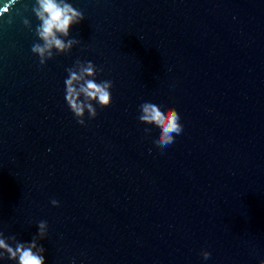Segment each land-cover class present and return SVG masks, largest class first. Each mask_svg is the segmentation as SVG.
<instances>
[{"label": "water", "instance_id": "obj_1", "mask_svg": "<svg viewBox=\"0 0 264 264\" xmlns=\"http://www.w3.org/2000/svg\"><path fill=\"white\" fill-rule=\"evenodd\" d=\"M57 2L82 12L57 34L79 43L42 66L38 0H0V238L46 221L45 264H260L264 0ZM86 61L113 87L82 126L64 81ZM144 102L180 115L163 150Z\"/></svg>", "mask_w": 264, "mask_h": 264}, {"label": "clouds", "instance_id": "obj_2", "mask_svg": "<svg viewBox=\"0 0 264 264\" xmlns=\"http://www.w3.org/2000/svg\"><path fill=\"white\" fill-rule=\"evenodd\" d=\"M38 3L42 12L37 11L36 15L42 24L38 26L37 33L43 44H33L31 51L38 54L39 63L43 66L45 65V54L47 53V56L51 58L53 54L50 49L53 47L63 53L66 49H71L74 44L79 43L75 38L65 42L57 34L68 36L71 27L79 24L84 16L81 11L67 2L63 6L57 0H38ZM84 63L86 66H82L79 73L72 69H66L68 78L64 81L66 103L77 123L82 126H86L84 120L86 110L89 119H94L97 116L93 102L101 108L110 107L112 101L110 90L113 87L111 81H96L97 72L102 69H97L91 61ZM139 112L141 113L138 117L140 123L156 126L158 134L153 137V142L161 150L174 143L175 136L183 131L180 115L173 107L165 109L159 104L144 102L139 106ZM150 131L148 128L145 129L146 133H150ZM51 204L54 207H59V202L55 199L51 201ZM37 227L38 233L31 242L27 243L28 246L18 242L13 247L0 238V249L3 250V253H0V260L5 258L4 254L6 253V258L15 264H45V248L39 245L38 252H34L33 249L37 248V238L40 240L46 238L47 222L40 221ZM201 256L207 260L211 253L202 250ZM260 264H264V260H261Z\"/></svg>", "mask_w": 264, "mask_h": 264}]
</instances>
